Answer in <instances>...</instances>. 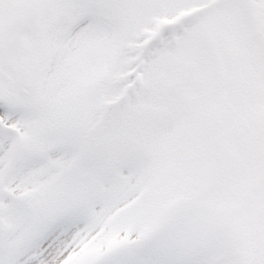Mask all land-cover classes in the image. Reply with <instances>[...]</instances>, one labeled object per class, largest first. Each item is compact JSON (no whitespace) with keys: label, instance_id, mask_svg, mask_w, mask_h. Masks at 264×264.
<instances>
[{"label":"snow or ice","instance_id":"obj_1","mask_svg":"<svg viewBox=\"0 0 264 264\" xmlns=\"http://www.w3.org/2000/svg\"><path fill=\"white\" fill-rule=\"evenodd\" d=\"M0 264H264V0H0Z\"/></svg>","mask_w":264,"mask_h":264}]
</instances>
